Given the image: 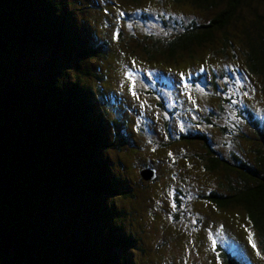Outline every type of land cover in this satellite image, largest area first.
<instances>
[{
	"label": "trees",
	"instance_id": "16d2710c",
	"mask_svg": "<svg viewBox=\"0 0 264 264\" xmlns=\"http://www.w3.org/2000/svg\"><path fill=\"white\" fill-rule=\"evenodd\" d=\"M125 1L118 3L123 7ZM129 1L133 13L141 11L144 0ZM164 1L192 12L176 24L164 7L160 23L152 22L158 33L147 25L141 36H131L129 48L138 49L144 64L170 68L187 59L201 63L206 76L209 67L219 70L224 60L236 58L239 66L212 82L216 94L218 80L241 72L253 76L252 88L264 93V0ZM70 5L71 0H0V264H140L146 253V225H134L132 210L119 204L135 198L137 186L144 185L141 174L131 186L127 172H116L124 161L108 154L130 143L128 121L104 120L92 101L90 76H101L109 65L96 66V74L87 62L102 50L108 55L110 47L106 38L93 47L82 37L88 23H76ZM186 75L197 78L196 72ZM241 87L247 91V82ZM254 111L259 112L247 104L233 114L239 122L227 119L242 139H253L249 132L256 136L252 142L260 147L248 162L237 155L229 161L205 135L168 132L152 145L165 152L169 144L202 140L203 153L181 155L213 174L205 182L214 188L201 193L203 200L217 211L242 215L245 235L264 253V118ZM147 168L156 170L148 165L139 173ZM215 251L216 263L240 264L221 246Z\"/></svg>",
	"mask_w": 264,
	"mask_h": 264
},
{
	"label": "rangeland",
	"instance_id": "374dc122",
	"mask_svg": "<svg viewBox=\"0 0 264 264\" xmlns=\"http://www.w3.org/2000/svg\"><path fill=\"white\" fill-rule=\"evenodd\" d=\"M127 1L129 3L121 7L118 0H71L70 7L75 9L76 23H88V28L81 32L82 37L88 42H94L93 47L106 38L110 47L108 55L102 50L101 56H91L87 64L96 74L99 73L97 68L109 65L107 71H102L107 73L106 77L103 73H99L101 76H90L94 84L91 87L92 101L101 118L128 121L130 143L122 144L123 152L108 151L115 161L119 158L124 161L120 167L117 163L116 172H127L124 177L132 186V181L138 182L141 179L139 171L144 166L156 168L153 180L141 179L144 185L137 186L132 201L119 202H124L123 205L132 210L134 225H146L143 232L147 241L144 244L146 253L139 257L143 260L140 264H215V250L218 246L231 252L240 264H264V253H261L260 246L254 241V249L249 243V237L245 235L242 215L217 211L203 200L201 193L206 194L214 188L205 182L211 180L213 174L202 171L195 161L191 163L182 159L181 152L203 153L202 140L186 146L169 144L165 152H155L152 145L154 140L161 142L170 132L205 135L229 161L234 160L232 155H237L248 162L253 157L252 150L260 147L257 142H252L256 136L249 132L253 139L249 136L242 139L240 131L235 130L232 122L227 119L236 118L239 122V118L233 114L238 109H244L247 104L252 105V108L259 111L254 112L264 118V93L257 87L252 88L255 83L253 76L241 72L240 76H223L226 79L218 80L217 94L223 98L222 103L219 101L212 82L227 68L235 70L239 66L236 58L224 60L223 64H219V70L209 67L206 76V68L201 63L189 62L187 59L169 66L171 70L153 63L144 64L138 49L131 52L129 48H133L131 36H141L142 31H147V25L150 32L158 33L159 26L156 23H160V16H163L158 11L164 7L172 10L169 16L176 24H180L184 16L192 12V7L171 5L164 0H144L139 7L141 11L133 13L132 4ZM120 7L127 8L125 12L128 13H121L123 11H119ZM155 20L157 22L152 23ZM119 35L123 36L121 41ZM202 62L205 65L204 59ZM189 63L192 64L189 66ZM152 72L168 73L157 75ZM190 72H196L197 78L191 80L188 77L190 74L186 75ZM158 82L161 86L157 90L152 83ZM246 82L247 91H242L244 87L241 86ZM138 88L147 94L141 93L139 96ZM134 89L137 91L135 95ZM153 90L159 91L161 97ZM225 99H229V102L225 103ZM109 101L113 103L114 110ZM221 104L224 106L222 109ZM102 107L107 110L102 112ZM201 201L203 203L198 204ZM169 214L180 219L175 220ZM216 264H222L221 260Z\"/></svg>",
	"mask_w": 264,
	"mask_h": 264
},
{
	"label": "water",
	"instance_id": "95a60500",
	"mask_svg": "<svg viewBox=\"0 0 264 264\" xmlns=\"http://www.w3.org/2000/svg\"><path fill=\"white\" fill-rule=\"evenodd\" d=\"M140 174L144 180H153L156 177V170L154 168H147L143 169Z\"/></svg>",
	"mask_w": 264,
	"mask_h": 264
},
{
	"label": "snow or ice",
	"instance_id": "6c2138e0",
	"mask_svg": "<svg viewBox=\"0 0 264 264\" xmlns=\"http://www.w3.org/2000/svg\"><path fill=\"white\" fill-rule=\"evenodd\" d=\"M129 76H131V74L129 73L128 74ZM133 95H135V93H133ZM215 241H213V245H215ZM249 243L252 245V247L255 249L256 248V245H255V243L253 242V239H252V236L250 235L249 236ZM257 255H260V253L259 252H257Z\"/></svg>",
	"mask_w": 264,
	"mask_h": 264
}]
</instances>
